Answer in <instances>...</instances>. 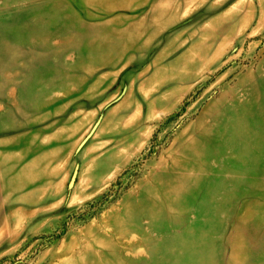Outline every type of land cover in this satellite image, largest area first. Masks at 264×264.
<instances>
[{
    "label": "rangeland",
    "instance_id": "obj_1",
    "mask_svg": "<svg viewBox=\"0 0 264 264\" xmlns=\"http://www.w3.org/2000/svg\"><path fill=\"white\" fill-rule=\"evenodd\" d=\"M0 264H264V0H0Z\"/></svg>",
    "mask_w": 264,
    "mask_h": 264
}]
</instances>
